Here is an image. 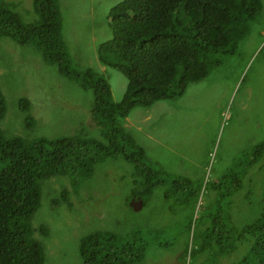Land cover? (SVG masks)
I'll use <instances>...</instances> for the list:
<instances>
[{
	"label": "rangeland",
	"instance_id": "rangeland-1",
	"mask_svg": "<svg viewBox=\"0 0 264 264\" xmlns=\"http://www.w3.org/2000/svg\"><path fill=\"white\" fill-rule=\"evenodd\" d=\"M3 1L23 24L41 20L35 0ZM54 1L71 71L102 74L120 103L128 79L101 64L99 53L113 39L111 11L124 0ZM233 52L212 55L204 80L158 102L154 130L153 122H143L149 108L134 109L122 122L114 140L118 146L130 135L143 149L154 172L150 186L122 154L101 155L79 181L58 175L41 182V205L30 223L45 264H84L81 243L98 233L113 239L115 251L129 247L121 258L133 259L140 249L131 264L258 263L252 254L258 235L250 227L264 219V157L254 162L264 143V0ZM0 92L7 139L81 136L111 146L93 119V91L63 75L33 43L0 37ZM140 200L136 210L132 203Z\"/></svg>",
	"mask_w": 264,
	"mask_h": 264
},
{
	"label": "trees",
	"instance_id": "trees-1",
	"mask_svg": "<svg viewBox=\"0 0 264 264\" xmlns=\"http://www.w3.org/2000/svg\"><path fill=\"white\" fill-rule=\"evenodd\" d=\"M35 6L41 20L25 25L13 6L0 0V37L20 45L35 44L63 75L76 77L84 89L92 90L93 119L111 146L81 136L33 142L7 139L0 129V264H45L30 223L41 205L44 179L67 175L79 181L92 173L101 155L122 154L136 166L138 177L145 178V185H151L149 177L154 172L143 161V149L130 135L117 146L114 135L122 136V122L134 109L182 97L189 85L204 80L213 64L212 55L234 53L248 23L262 8V0L121 2L110 14L113 39L99 53L101 64L121 71L128 79L120 103L113 100L109 81L102 74L92 69L81 75L71 71L56 2L35 0ZM20 105L23 112L30 109L28 100H21ZM5 115L0 92V123ZM263 157L264 143L255 148L254 162ZM161 183L151 186L149 195ZM250 229L258 235L252 254L257 264H264V219ZM112 244L113 239L102 233L85 238L80 249L84 264H131L140 257V249L135 248L133 259L121 258L129 247L115 251Z\"/></svg>",
	"mask_w": 264,
	"mask_h": 264
},
{
	"label": "crops",
	"instance_id": "crops-1",
	"mask_svg": "<svg viewBox=\"0 0 264 264\" xmlns=\"http://www.w3.org/2000/svg\"><path fill=\"white\" fill-rule=\"evenodd\" d=\"M162 102H165V101H162ZM158 105H160V104H158V102L156 103V104H154L152 107H150L149 109V112L147 113V115H146V111H145V113L143 114V116H144V119H143V122H148V123H152L151 125H152V127H153V130H154V125H155V109H156V107L158 106ZM127 119H129V118H127ZM133 124V123H132ZM133 126H135L134 124H133ZM137 128H138V126H137ZM140 130H142V128H141V126H140V128H139ZM257 147V146H256ZM135 198V200H137L139 197H134Z\"/></svg>",
	"mask_w": 264,
	"mask_h": 264
},
{
	"label": "water",
	"instance_id": "water-1",
	"mask_svg": "<svg viewBox=\"0 0 264 264\" xmlns=\"http://www.w3.org/2000/svg\"><path fill=\"white\" fill-rule=\"evenodd\" d=\"M138 200V199H137ZM143 202L140 200V201H135L132 203V206L136 209V210H141L143 208Z\"/></svg>",
	"mask_w": 264,
	"mask_h": 264
}]
</instances>
